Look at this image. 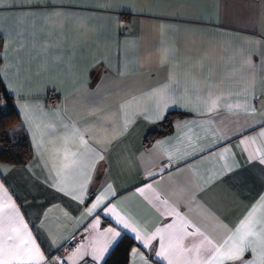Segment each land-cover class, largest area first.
Listing matches in <instances>:
<instances>
[{
    "label": "crops",
    "instance_id": "0c3cea01",
    "mask_svg": "<svg viewBox=\"0 0 264 264\" xmlns=\"http://www.w3.org/2000/svg\"><path fill=\"white\" fill-rule=\"evenodd\" d=\"M0 82L32 153L22 166L0 162V232H11L14 204L44 257L24 264L92 261L73 253L107 228L120 235L95 263L126 234L127 264H169L160 235L145 248L115 215L145 236L173 224L162 233L172 248L184 221L198 230L179 241L188 248L199 233L222 244L253 208L264 227V0H0ZM161 92L175 101L165 118L182 115L145 144L163 130Z\"/></svg>",
    "mask_w": 264,
    "mask_h": 264
},
{
    "label": "snow or ice",
    "instance_id": "6c2138e0",
    "mask_svg": "<svg viewBox=\"0 0 264 264\" xmlns=\"http://www.w3.org/2000/svg\"><path fill=\"white\" fill-rule=\"evenodd\" d=\"M10 91H14L11 90ZM158 103L162 104V107L157 110V118L164 119L166 115V111L175 101L171 103L168 102L166 95L164 92H161ZM215 104V101L213 102ZM179 123V122H178ZM264 135V132L261 133ZM252 143H255L253 138H249ZM81 143H85L83 139H81ZM160 143V142H158ZM228 149H225L226 153ZM194 154V153H193ZM100 159H103L101 156ZM261 162H264V158H262ZM3 186L0 185V188ZM84 185H81L80 188V199H83ZM149 189L152 187L151 184L147 186ZM108 188H111V185H108ZM64 191L63 188L60 189ZM140 192H144L145 189H139ZM71 194V193H67ZM7 195V193H5ZM114 195V193H112ZM73 198H77L73 196ZM107 197L102 192L99 196L96 197V202L92 205L91 208L88 209L87 215H91L100 204ZM10 199V198H9ZM158 199V197H157ZM261 201L264 202V197H261ZM10 208V225L11 232L4 234L0 232V235H4L5 238L2 243H0V264H24L25 260L28 261H43L44 257L40 253V250L35 245V241L31 238V233L28 232L27 224L23 223V218L20 217L18 209L14 204L7 205ZM3 211V209H0ZM109 212H112L113 215L115 213L113 210L109 209ZM256 209L253 208L251 212L248 213L241 222L240 225L232 232L231 235L222 243L217 244L214 243L211 239L205 236L203 233H199L203 237L200 245H194L192 248H188L183 246L179 241H182L184 235H197L198 230L196 232H187V228L190 227L186 221L183 222L182 227L179 229L178 243L175 248H172L171 245L165 247L163 241L164 236L163 232L174 227L173 224L165 225L164 229H158L156 233L152 236L142 235L137 231L135 227H133L126 219L119 215H115L116 223L121 225L126 229H131V231L136 232V239L141 241L145 248L149 246L150 241L156 236L160 235L161 240V250L156 253L157 256L163 257L165 259H169V264H171L170 257L177 253H190L196 252L198 254L203 252L208 254V259L205 261V264H216L219 261V264H225V262H231V264H264V227H261L259 232L256 230L257 221L254 219ZM178 215V214H177ZM179 219L183 220L182 217ZM19 221V223H16ZM264 225V220L260 222ZM99 225V221H95L89 227L92 229H96ZM86 232L88 229L85 230ZM120 235V232L115 228H107L104 229L103 232L98 233L97 236L92 237L89 240L87 246L81 245L76 251L73 253V256H79L81 260H84L86 257L91 256L93 264L96 261H99L103 255L108 251L111 243ZM91 249L88 251L87 249ZM250 250L251 259L246 258L245 253ZM133 257L139 255L136 248L132 249ZM59 258L53 257L52 264H56V261ZM143 259V257H141ZM143 264H148L146 260L143 261Z\"/></svg>",
    "mask_w": 264,
    "mask_h": 264
},
{
    "label": "trees",
    "instance_id": "16d2710c",
    "mask_svg": "<svg viewBox=\"0 0 264 264\" xmlns=\"http://www.w3.org/2000/svg\"><path fill=\"white\" fill-rule=\"evenodd\" d=\"M182 115L177 111L168 113L162 122L161 132H151L145 144L152 139L171 131L174 118ZM19 118L12 105V98L8 95L0 82V162L13 166L25 165L31 159V150L28 139L19 129ZM17 129V130H16ZM16 130V131H14ZM12 131L14 134L12 135ZM20 134V135H19ZM134 246V241L126 234H122L119 240L112 247L102 264H127L130 249Z\"/></svg>",
    "mask_w": 264,
    "mask_h": 264
},
{
    "label": "built area",
    "instance_id": "2783aa9c",
    "mask_svg": "<svg viewBox=\"0 0 264 264\" xmlns=\"http://www.w3.org/2000/svg\"><path fill=\"white\" fill-rule=\"evenodd\" d=\"M56 99H57L56 95L53 92H50L48 94L47 98H46V103L49 106H54L55 105V102H56ZM78 243H79V237L72 238L64 246V252H67L69 250H72ZM81 264H93V262L92 261H85V262H82ZM95 264H97V263H95Z\"/></svg>",
    "mask_w": 264,
    "mask_h": 264
},
{
    "label": "rangeland",
    "instance_id": "374dc122",
    "mask_svg": "<svg viewBox=\"0 0 264 264\" xmlns=\"http://www.w3.org/2000/svg\"><path fill=\"white\" fill-rule=\"evenodd\" d=\"M17 130V129H16ZM16 130H14V131H16ZM14 131H12V135L14 134ZM20 135V134H19Z\"/></svg>",
    "mask_w": 264,
    "mask_h": 264
}]
</instances>
